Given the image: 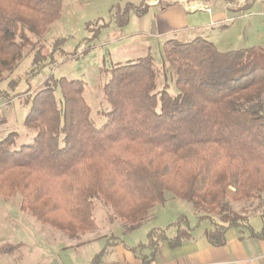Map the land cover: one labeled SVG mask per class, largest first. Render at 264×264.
Masks as SVG:
<instances>
[{"label": "trees", "instance_id": "16d2710c", "mask_svg": "<svg viewBox=\"0 0 264 264\" xmlns=\"http://www.w3.org/2000/svg\"><path fill=\"white\" fill-rule=\"evenodd\" d=\"M62 4L0 0V84L21 63L29 34L47 33ZM117 23L127 25V15ZM39 51L32 73L45 63ZM163 55L177 73L178 94L156 92L151 55L118 65L104 88L111 111L100 128L82 81L46 80L24 122L35 132L31 143L13 149L17 133L0 141V194L21 195L23 211L72 238L95 228V199L127 232L169 197L191 204L199 213L195 225L180 216L178 226L188 222L185 233L152 231L141 246L152 251L145 264L160 243L175 249L203 223L214 230L208 234L214 246L225 244L230 229L250 230V215L233 206L264 197V49L220 52L197 38L167 41ZM18 85L14 79L8 86L15 91ZM8 96L0 89V98Z\"/></svg>", "mask_w": 264, "mask_h": 264}, {"label": "rangeland", "instance_id": "374dc122", "mask_svg": "<svg viewBox=\"0 0 264 264\" xmlns=\"http://www.w3.org/2000/svg\"><path fill=\"white\" fill-rule=\"evenodd\" d=\"M176 1L184 4L192 0H63L60 18L47 33L41 36L29 34L30 44L24 49L18 68L3 75L0 89L7 91L9 96L8 99L0 98V141L10 133H17L13 149L31 143L35 132L26 128L24 122L31 109V99L50 78L83 82L84 99L98 128L107 122L106 114L111 111L104 88L111 79V70L118 65L136 63L151 55L156 92L166 88L170 95L176 96L177 73L163 55V44L170 40L157 36L154 17L159 7H153L166 8ZM208 1L220 2L203 0L195 3L209 7ZM257 1L264 0H246L243 5H238L237 0H224L231 10L230 17L235 19L229 23L231 29L227 32L218 24L207 27L209 15L205 10L192 11L191 25L197 29L179 41L202 38L213 43L220 52L264 49V5L256 3L251 6ZM124 14L128 23L120 27L117 16ZM38 51L45 63L32 73L33 58ZM14 79L19 85L12 91L8 85ZM56 96L59 99V91ZM21 200V195L5 197L0 194V264H50L54 259L62 264H76L69 257L71 253L60 247L72 250L110 237L112 241L139 248L140 255L146 259L147 252L143 253L141 246L149 242L152 231L175 237L179 230L183 233L187 229L188 222L177 225L180 216L191 223L199 216L191 204L169 197L165 204L156 205L151 210L149 218L138 229L127 232L121 220L112 219L111 208L95 199V228L72 238L23 211ZM233 209L250 216L264 214V197L234 204ZM252 220L258 224L257 220ZM95 247L87 250L88 255L96 253Z\"/></svg>", "mask_w": 264, "mask_h": 264}, {"label": "crops", "instance_id": "0c3cea01", "mask_svg": "<svg viewBox=\"0 0 264 264\" xmlns=\"http://www.w3.org/2000/svg\"><path fill=\"white\" fill-rule=\"evenodd\" d=\"M201 1L203 0L188 2ZM208 2L210 11H205L209 15L207 27H215L218 24L224 29V32H227L231 29L229 23L235 20L230 17L231 10L228 5L224 0H220L219 3L217 1ZM256 3L264 5V1H257L252 3L251 6ZM251 6L248 8L251 9ZM153 7H159L154 17L157 36L179 41L180 39L184 40L191 31L197 29V27L191 25L190 14L194 10H191L183 2L176 1L171 3L170 6L166 5V8ZM33 137H31V140ZM263 215L250 216V230L236 228L228 230L225 234V244L222 246H214L211 243L208 234L214 232V230L209 223H203L199 228L189 233V240H185L175 249L170 248L166 242L160 243L149 264H264ZM252 218L258 221L257 225L253 223ZM194 225L195 222L192 223V226ZM185 232L186 230L183 233ZM92 247H95L94 251L96 253L88 255L87 250ZM60 248L71 253L69 257L74 259L77 262L76 264H93L94 258L103 251L104 255L99 264H145L139 248L112 241L111 237L72 250L64 247ZM143 250H141L143 253L147 252V257L151 256V250ZM50 264H62V262L54 259Z\"/></svg>", "mask_w": 264, "mask_h": 264}, {"label": "built area", "instance_id": "2783aa9c", "mask_svg": "<svg viewBox=\"0 0 264 264\" xmlns=\"http://www.w3.org/2000/svg\"><path fill=\"white\" fill-rule=\"evenodd\" d=\"M246 0H237V3H239L238 5H241L242 3H245ZM184 4L188 5L190 7L191 10H205V11H210L209 7H205L200 3H187L185 2ZM243 5V4H242ZM240 7V6H239Z\"/></svg>", "mask_w": 264, "mask_h": 264}]
</instances>
